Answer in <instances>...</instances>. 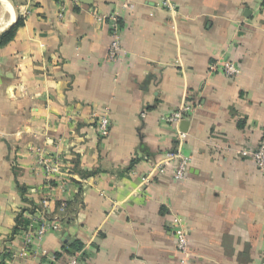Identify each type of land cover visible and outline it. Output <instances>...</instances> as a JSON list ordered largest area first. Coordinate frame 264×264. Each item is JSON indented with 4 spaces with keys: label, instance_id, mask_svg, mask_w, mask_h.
<instances>
[{
    "label": "crops",
    "instance_id": "crops-1",
    "mask_svg": "<svg viewBox=\"0 0 264 264\" xmlns=\"http://www.w3.org/2000/svg\"><path fill=\"white\" fill-rule=\"evenodd\" d=\"M3 1L0 31L19 24L0 47V264L76 253L78 264H182L174 215L188 227L184 264H264V175L240 155L264 139V0H171L172 11L162 0ZM111 14L114 62L95 19ZM222 60L235 78L209 72ZM183 104L179 140L162 118ZM177 150L183 181L180 159L157 166ZM42 210L58 228L26 246Z\"/></svg>",
    "mask_w": 264,
    "mask_h": 264
},
{
    "label": "built area",
    "instance_id": "built-area-1",
    "mask_svg": "<svg viewBox=\"0 0 264 264\" xmlns=\"http://www.w3.org/2000/svg\"><path fill=\"white\" fill-rule=\"evenodd\" d=\"M161 5L172 11L173 7L171 0H162ZM98 23L106 22L109 31H110V44L108 47L107 60L114 62L121 55V33L122 28L119 24V20L116 15L111 14L108 17H102L97 15L95 17ZM210 73H220L227 78H235L239 73V67L229 61H216L209 65ZM105 113L102 116L97 118L95 122L96 130L101 137H106L109 134L110 122L108 118V109L104 110ZM192 111L190 105L183 104L177 110H172L168 112L163 118L162 121L165 125L173 127L177 131V137L179 140H183L184 133L179 131V125L188 119L189 114ZM182 142L180 141V144ZM181 151L177 150L175 154L169 153L165 155V158L157 164L161 166L164 163L171 161L173 159H180L179 164L174 169L173 178L178 181L185 180L187 176V164L188 159L183 157L180 154ZM240 155L245 158H249L253 164L256 166L258 171L264 175V139L261 141L260 145L253 151L243 150L240 152ZM38 159L42 168L45 170L48 178L54 177L55 175H60L59 166L57 162L52 158H48L46 154L42 151H38ZM159 167V172H162V169ZM46 204V203H44ZM64 207L60 210L62 211ZM36 218L29 224L25 233V245L29 246L35 241H40L46 234L52 232L58 228V223L47 219L45 210L38 211ZM168 229L171 231L175 238V248L180 257V262L182 264L190 257V248H189V232L185 220L181 216L174 215L167 223ZM80 253H76L73 256L69 257L62 264H78L79 263Z\"/></svg>",
    "mask_w": 264,
    "mask_h": 264
},
{
    "label": "trees",
    "instance_id": "trees-1",
    "mask_svg": "<svg viewBox=\"0 0 264 264\" xmlns=\"http://www.w3.org/2000/svg\"><path fill=\"white\" fill-rule=\"evenodd\" d=\"M18 24L19 23H17L15 26H13L11 29H9L7 32L0 36V47L6 45L9 41L12 40Z\"/></svg>",
    "mask_w": 264,
    "mask_h": 264
},
{
    "label": "water",
    "instance_id": "water-1",
    "mask_svg": "<svg viewBox=\"0 0 264 264\" xmlns=\"http://www.w3.org/2000/svg\"><path fill=\"white\" fill-rule=\"evenodd\" d=\"M10 27V26H9ZM9 27H7V28H5V29H3L2 31H0V36L2 35V34H4L8 29H9ZM183 123V122H182Z\"/></svg>",
    "mask_w": 264,
    "mask_h": 264
},
{
    "label": "bare ground",
    "instance_id": "bare-ground-1",
    "mask_svg": "<svg viewBox=\"0 0 264 264\" xmlns=\"http://www.w3.org/2000/svg\"><path fill=\"white\" fill-rule=\"evenodd\" d=\"M3 1V0H2ZM3 3H5L4 1H3Z\"/></svg>",
    "mask_w": 264,
    "mask_h": 264
}]
</instances>
